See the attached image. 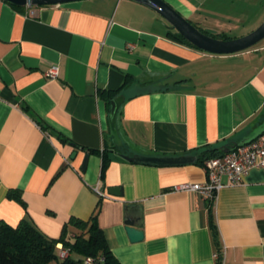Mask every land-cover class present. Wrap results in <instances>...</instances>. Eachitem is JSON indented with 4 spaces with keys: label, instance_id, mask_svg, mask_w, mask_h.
<instances>
[{
    "label": "crops",
    "instance_id": "1",
    "mask_svg": "<svg viewBox=\"0 0 264 264\" xmlns=\"http://www.w3.org/2000/svg\"><path fill=\"white\" fill-rule=\"evenodd\" d=\"M164 1L213 35L264 19V0ZM175 33L132 0L20 8L0 0V224L27 220L56 238L70 218L87 220L97 210L121 264H264L263 168L217 192L214 237L206 201L172 189L205 181L202 166L121 156H197L205 146L223 149L264 131V43L239 61L238 52L207 53ZM52 65L55 79L45 76ZM126 76L133 80L121 88ZM100 89L124 97L116 116L121 145ZM88 149L106 152L103 176L101 155ZM126 216L141 223L142 239H129Z\"/></svg>",
    "mask_w": 264,
    "mask_h": 264
},
{
    "label": "trees",
    "instance_id": "2",
    "mask_svg": "<svg viewBox=\"0 0 264 264\" xmlns=\"http://www.w3.org/2000/svg\"><path fill=\"white\" fill-rule=\"evenodd\" d=\"M16 8L20 6L12 5ZM201 30V29H200ZM203 31V30H201ZM213 37L228 39L232 38L225 34H211L203 31ZM174 39L184 42L191 47H195L185 40L179 33L172 35ZM196 49H199L195 47ZM132 77L126 76L121 86L128 85ZM99 96L109 105L110 100L120 93L117 90L100 89ZM88 152L99 153L102 157L101 176L104 175L108 165L109 158L105 151L98 149H88ZM223 149L216 146H205L204 150L197 154L194 161L200 166L204 161L222 155ZM8 197L22 202L21 196L16 191H10ZM208 220L212 235L216 236V228L213 220L212 202L207 201ZM97 210L87 220L70 218L62 227L59 237L50 238L45 236L32 223L27 220H21L16 226H10L6 223L0 224V264H45L52 259H56L58 264H85L84 258L90 257V264H121L110 250L102 230L97 224ZM68 225L75 228L73 236L66 231ZM61 243L69 249L70 254L64 259L57 257V244Z\"/></svg>",
    "mask_w": 264,
    "mask_h": 264
},
{
    "label": "water",
    "instance_id": "3",
    "mask_svg": "<svg viewBox=\"0 0 264 264\" xmlns=\"http://www.w3.org/2000/svg\"><path fill=\"white\" fill-rule=\"evenodd\" d=\"M11 5L24 6V5H55L61 3H67L77 0H4ZM155 11L160 17H162L177 33H179L185 40L190 42L195 47L211 54H233L244 51L264 38V20L252 31L239 37H232L228 39H221L213 37L192 24L188 19L182 16L171 5L164 0H132ZM123 95H117L110 100L108 110V122L111 135L114 138V143L117 140V144L121 145L116 126V116L118 109L123 101ZM264 132V131H263ZM262 132V133H263ZM261 134V133H260ZM259 134V135H260ZM258 135V136H259ZM254 139V138H253ZM253 139L243 141L240 143H234L231 146L223 147V151L227 152L231 149L241 146L245 143L252 141ZM121 156L129 161H136L152 165H179L186 163H193L197 156L195 155H178V156H146V155H133L128 156L121 154ZM88 154L84 155L81 169L83 170L86 165ZM108 192L113 195L120 193V188L109 187ZM125 231L131 241H137L142 239L143 232L141 230V223L135 222L126 216Z\"/></svg>",
    "mask_w": 264,
    "mask_h": 264
},
{
    "label": "built area",
    "instance_id": "4",
    "mask_svg": "<svg viewBox=\"0 0 264 264\" xmlns=\"http://www.w3.org/2000/svg\"><path fill=\"white\" fill-rule=\"evenodd\" d=\"M30 6V5H28ZM59 67L52 65L45 76L49 79L58 77ZM202 168L206 173V180L203 182H184L172 187L176 191L196 192L206 202H214L217 192L226 185L238 184L243 177L253 168L264 169V132L252 141L237 146L222 155L212 157L204 161ZM97 190V189H96ZM98 192V191H97ZM57 257L64 259L68 250L58 243ZM218 252L213 254L218 259ZM85 264L91 263V258H84Z\"/></svg>",
    "mask_w": 264,
    "mask_h": 264
},
{
    "label": "rangeland",
    "instance_id": "5",
    "mask_svg": "<svg viewBox=\"0 0 264 264\" xmlns=\"http://www.w3.org/2000/svg\"><path fill=\"white\" fill-rule=\"evenodd\" d=\"M264 20V19H263ZM262 20V21H263ZM261 21V22H262ZM191 22V21H190ZM260 22V23H261ZM192 23V22H191ZM259 23V24H260ZM192 24H194V23H192ZM258 24V25H259ZM257 25V26H258ZM254 26H256V25H254L253 24V26L252 27H250V28H246V29H238V30H233V31H231V33H229L230 34V36H234V37H239V36H241V35H245V34H247L248 32H250L251 30H253L254 28H256V27H254ZM251 28H253V29H251ZM211 33H215L214 31L212 32L211 31ZM264 43V38L261 40V41H259L257 44H255L254 46H252V47H250V48H248L249 50H245V51H241V52H238L237 53V56H236V58H233V59H236V60H239V61H243V60H245L247 57H249V56H251V55H253L254 53H256L255 52V50L254 49H256V48H258L260 45H262ZM251 50V51H250ZM247 51L249 52V53H247ZM73 235L72 234H70V237H72ZM61 244V243H60ZM62 245V244H61ZM63 246V245H62ZM63 248H65L64 246H63ZM65 249H67V248H65ZM68 250V255L70 254V251H69V249H67ZM67 255V256H68ZM45 264H58V261L56 260V259H52V260H50V261H48L47 263H45Z\"/></svg>",
    "mask_w": 264,
    "mask_h": 264
}]
</instances>
